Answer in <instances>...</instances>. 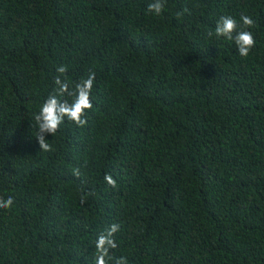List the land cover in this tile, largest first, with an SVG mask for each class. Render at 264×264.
<instances>
[{"label":"trees","instance_id":"1","mask_svg":"<svg viewBox=\"0 0 264 264\" xmlns=\"http://www.w3.org/2000/svg\"><path fill=\"white\" fill-rule=\"evenodd\" d=\"M150 2L0 0V264H93L114 223L128 264H264V0ZM225 15L254 20L247 58ZM60 65L95 72L93 108L44 152Z\"/></svg>","mask_w":264,"mask_h":264},{"label":"clouds","instance_id":"2","mask_svg":"<svg viewBox=\"0 0 264 264\" xmlns=\"http://www.w3.org/2000/svg\"><path fill=\"white\" fill-rule=\"evenodd\" d=\"M166 0H152L147 10L160 16L165 10ZM187 11V9H185ZM179 15V14H178ZM240 23L232 16H221L215 26V36L224 38L227 41H234L241 57L247 58L256 46L253 33L249 29L255 26V22L249 15H241ZM213 33H209V36ZM67 66L57 67L58 75L54 79L55 88L52 93L40 105L38 112L32 119L35 121L36 136L39 148L48 152L51 145L48 136L55 137L65 121L74 123L77 127L83 128L87 125V114L92 110L91 94L95 84V72H89L85 78L72 86L67 78ZM73 175L80 177V170H73ZM106 183L112 188L117 187V182L110 174L104 177ZM93 193L81 190L80 202L85 204ZM15 203L14 198L9 195L7 198L0 196V210L10 209ZM120 231V225L111 224L104 231L100 232L95 241V254L93 264H128L124 256L117 257L112 251L118 247L115 234Z\"/></svg>","mask_w":264,"mask_h":264}]
</instances>
